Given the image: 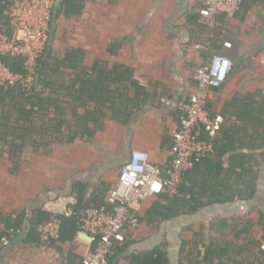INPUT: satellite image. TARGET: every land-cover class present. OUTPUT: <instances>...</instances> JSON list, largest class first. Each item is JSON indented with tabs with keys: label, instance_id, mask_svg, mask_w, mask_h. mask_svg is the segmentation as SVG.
I'll return each mask as SVG.
<instances>
[{
	"label": "crops",
	"instance_id": "obj_1",
	"mask_svg": "<svg viewBox=\"0 0 264 264\" xmlns=\"http://www.w3.org/2000/svg\"><path fill=\"white\" fill-rule=\"evenodd\" d=\"M202 8L203 0H88L84 14L73 17L80 39L87 40L76 48L86 51L90 66L96 60L132 66L146 89L147 102L127 124L109 122L93 142L68 145L72 152L60 155L57 164L49 162L48 156L35 155L29 164L22 162L25 174L21 168L12 176L0 162V214H31L47 201L70 194L76 183L87 186L90 195L105 183L108 198L133 150L146 152L154 163L164 162L179 106L195 89V70L215 53L230 56L234 68L223 87L211 91L207 102L211 114L223 116L225 125H234L239 110L235 99L256 94L264 101V50L251 56L264 32V0H245L234 16L218 14L213 31L198 21ZM226 41L232 48L224 46ZM257 158L259 187L247 203L216 204L196 214L148 223L144 217L158 198L143 200L136 206L143 219L140 229L126 233L124 251L110 264H129L131 256L157 248L167 254L169 264H201L203 257L200 261L196 257L199 251L204 255L211 239L218 248L231 246L232 258L241 264H264L260 247L264 242V157ZM228 231L233 235L222 240ZM201 232L203 236L196 237ZM21 244L4 249L0 264H19L13 254ZM63 248L84 256V246L76 241ZM223 262L216 259L213 264Z\"/></svg>",
	"mask_w": 264,
	"mask_h": 264
},
{
	"label": "trees",
	"instance_id": "obj_2",
	"mask_svg": "<svg viewBox=\"0 0 264 264\" xmlns=\"http://www.w3.org/2000/svg\"><path fill=\"white\" fill-rule=\"evenodd\" d=\"M11 1L0 0V31L8 34L13 32L11 20L6 14ZM87 3L88 0H62L50 35L51 44L58 21L83 15ZM115 46V43L111 45V54ZM0 58L13 71L24 72L21 59L1 55ZM135 75L132 66L122 63L110 66L107 61L96 60L88 66L86 51L82 49H68L62 57L52 47L50 52L47 50L38 63L33 96L27 95L20 85L7 89L0 87V158L9 164V173L17 176L21 172L22 162L29 150L32 155L50 157L54 146L78 141L93 142L109 122L127 124L132 115L144 107L148 98L146 89ZM235 100L239 108L235 114L236 122L234 125L224 123L214 141V154L195 164L181 188L180 197H156L157 201L144 217L148 223L196 214L216 204L253 200L261 171L257 156L264 157V152H260L264 149V101L258 100L256 94ZM108 192L105 183L92 195L88 193L87 186L76 183L72 192L65 195L75 196L79 209H83L107 206ZM48 219L43 206L31 214H0V224L22 230V245L25 247H54L61 256L59 264H83V257L63 248L75 242L77 221L66 220L60 241L44 244L37 229ZM139 219L143 221L140 216ZM261 222L264 226L263 214ZM202 236V232L196 234L198 238ZM125 246V242L116 245L115 255L124 251ZM206 247L204 255L199 251L196 257L199 261L203 257L201 264H213L216 259L225 260L219 264H241L232 258L231 246L218 248L211 239V244ZM128 261L129 264H169L167 254L160 248L143 255H133Z\"/></svg>",
	"mask_w": 264,
	"mask_h": 264
},
{
	"label": "built area",
	"instance_id": "obj_3",
	"mask_svg": "<svg viewBox=\"0 0 264 264\" xmlns=\"http://www.w3.org/2000/svg\"><path fill=\"white\" fill-rule=\"evenodd\" d=\"M245 0H203L199 23L213 31L217 16H234ZM57 0H12L6 11L13 32L0 31V55L22 60L24 72L13 71L0 58V87L20 85L29 96L34 95L38 63L49 48ZM232 48V43L224 42ZM234 62L224 53H215L194 73L195 89L179 106L178 123L171 133L166 160L150 161L146 152L133 150L119 169L117 183L110 190L107 206L79 209L73 195H60L43 205L49 219L37 229L42 243L59 242L64 222L75 219L76 242L84 246L83 264H110L115 246L126 242L128 231L140 229L142 222L136 206L148 198L181 196V188L196 163L215 152L214 141L225 120L211 114L207 102L212 90L227 82ZM23 236L22 230L0 224V254L11 241ZM264 252V242L261 245Z\"/></svg>",
	"mask_w": 264,
	"mask_h": 264
},
{
	"label": "rangeland",
	"instance_id": "obj_4",
	"mask_svg": "<svg viewBox=\"0 0 264 264\" xmlns=\"http://www.w3.org/2000/svg\"><path fill=\"white\" fill-rule=\"evenodd\" d=\"M77 29L78 26L74 18H61L58 21L56 31L52 38V49L55 50V53L58 56L62 57L68 49L87 44V40L80 39ZM89 62V57L86 55V65L90 66ZM69 149L72 152V146L57 145L56 150H53L52 155L50 157L48 156L50 160L49 162H54L57 164V158L60 155H67V150ZM34 156L35 155H32L31 151L29 150L26 153L24 162L29 164L34 159ZM45 157L47 158V156ZM0 162L4 167H10L5 159L0 158ZM23 170L24 167L22 168V174H25ZM240 225L242 224L239 222V226ZM229 235H233L231 231H228V234H225L222 240H229ZM13 259L19 264H59L61 256L54 247L32 249L21 244L17 249L14 250Z\"/></svg>",
	"mask_w": 264,
	"mask_h": 264
},
{
	"label": "water",
	"instance_id": "obj_5",
	"mask_svg": "<svg viewBox=\"0 0 264 264\" xmlns=\"http://www.w3.org/2000/svg\"><path fill=\"white\" fill-rule=\"evenodd\" d=\"M61 5H62V0H57V3H56L55 8H54V21H56L58 19V14H59ZM51 47H52V44L49 43L48 52H50ZM262 50H264V32L262 33L261 40H260L259 44L254 49V51L252 52L251 56L257 55ZM23 240H24V236H19V237L15 238V239H13L11 241L10 246H14V245H16L17 243H19V242H21Z\"/></svg>",
	"mask_w": 264,
	"mask_h": 264
}]
</instances>
